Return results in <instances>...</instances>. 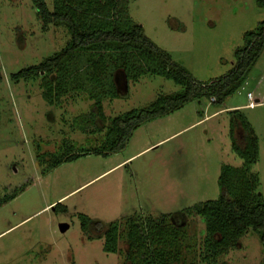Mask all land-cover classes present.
Segmentation results:
<instances>
[{"label": "rangeland", "instance_id": "rangeland-1", "mask_svg": "<svg viewBox=\"0 0 264 264\" xmlns=\"http://www.w3.org/2000/svg\"><path fill=\"white\" fill-rule=\"evenodd\" d=\"M43 1L51 10L52 0ZM256 1L125 0L124 11L172 62L206 83L232 70L244 34L264 21ZM68 40L63 26L43 29L32 0H0V199L14 197L0 205V264H126L124 239L116 253H108L103 234L117 223L124 235L126 221L135 216H164L180 227L185 241L178 264H202L205 225L189 210L218 198L226 167H243L231 137L239 116L256 139L257 159L248 170L264 199V50L243 90L224 107L263 104L226 111L209 100L192 101L137 128L118 153L79 156L46 173L67 152L101 148L112 119L182 90L162 76L141 73L125 80L117 71L118 95H96L100 116L91 89L71 90L50 103L41 78L11 79L59 53ZM204 115L211 116L201 120ZM80 216L92 222L87 231ZM62 223L69 226L64 234ZM263 259L259 237L249 230L216 264Z\"/></svg>", "mask_w": 264, "mask_h": 264}, {"label": "trees", "instance_id": "trees-1", "mask_svg": "<svg viewBox=\"0 0 264 264\" xmlns=\"http://www.w3.org/2000/svg\"><path fill=\"white\" fill-rule=\"evenodd\" d=\"M32 2L43 29L50 25L63 26L69 40L59 53L36 66L19 71L11 79L41 78L46 99L50 103L52 99L58 101L71 90L91 89L90 95L97 99L101 116L99 97L96 95H118L114 80L117 71L122 72L125 80L141 73L162 76L182 89L178 94L159 96L144 109L112 119L106 127L105 143L101 148L82 151L76 156L67 152L58 157L46 173L79 156L108 157L118 153L126 147L137 128L167 116L192 101L213 99L211 103L223 109L226 99L246 83L264 50V21H261L254 30L244 34L243 46L234 53L232 70L222 78L200 83L152 44L143 35L140 26L127 20L125 0H52L51 10L43 0ZM256 4L264 9V0H257ZM98 130L88 131L95 134ZM231 137L234 151L243 160V167H226L217 182L220 190L218 198L198 203L189 210L205 225V237L198 255L202 264H216V258L233 247L249 230L258 235L264 255V199L256 193L257 181L248 170L257 159L256 139L240 116L231 124ZM13 198L0 199V205ZM80 219L82 229L87 231L92 222L84 216H80ZM125 224L124 235L119 233L117 223H111L104 232L108 253H116L118 240L124 239L127 245L124 254L126 264L181 262L184 231L166 217L152 219L135 216ZM260 264H264V259Z\"/></svg>", "mask_w": 264, "mask_h": 264}, {"label": "crops", "instance_id": "crops-1", "mask_svg": "<svg viewBox=\"0 0 264 264\" xmlns=\"http://www.w3.org/2000/svg\"><path fill=\"white\" fill-rule=\"evenodd\" d=\"M251 93V92H250ZM252 99H253V96H252ZM261 104H263V103H257V104H252V105H242V106H226V107H224V109L223 110H226V111H228V110H233V109H244V108H252V107H256L257 105H261ZM222 110V109H221ZM220 110H218L217 112H219ZM217 112H215V113H213V114H211V115H214V114H216ZM204 114V113H203ZM211 115H208V116H203V118L201 119V120H203V119H208Z\"/></svg>", "mask_w": 264, "mask_h": 264}, {"label": "water", "instance_id": "water-1", "mask_svg": "<svg viewBox=\"0 0 264 264\" xmlns=\"http://www.w3.org/2000/svg\"><path fill=\"white\" fill-rule=\"evenodd\" d=\"M58 229L61 234H64L69 229V226L66 223H62L58 226Z\"/></svg>", "mask_w": 264, "mask_h": 264}, {"label": "built area", "instance_id": "built-area-1", "mask_svg": "<svg viewBox=\"0 0 264 264\" xmlns=\"http://www.w3.org/2000/svg\"><path fill=\"white\" fill-rule=\"evenodd\" d=\"M241 89L243 90V87H242ZM246 96H247V99H249V100L252 99V94H251V93H247ZM210 101H211V102H214L213 99H211ZM250 105H251V104H250Z\"/></svg>", "mask_w": 264, "mask_h": 264}]
</instances>
